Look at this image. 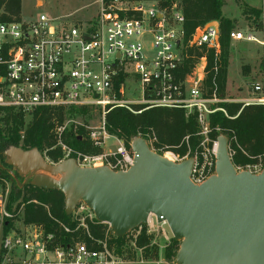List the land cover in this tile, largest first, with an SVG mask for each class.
<instances>
[{"label":"built area","instance_id":"1","mask_svg":"<svg viewBox=\"0 0 264 264\" xmlns=\"http://www.w3.org/2000/svg\"><path fill=\"white\" fill-rule=\"evenodd\" d=\"M184 23L179 0H96L94 14L83 22L56 20L43 13L26 22H0V108L18 111L23 117H32L39 109L98 108L103 139L94 132L90 135L97 148L113 138L104 122L113 108L133 112L131 106L138 104L145 109L184 110L186 116H194L197 126L194 154L158 153L148 146L163 157L168 155L165 158L173 163L192 158L189 180L199 186L216 175L217 142L210 138L209 117L227 101L218 95L214 83L211 94L203 90L205 56L198 60L200 71L196 65L184 77L179 75L186 47L213 49L215 61L220 54L219 28L199 26L185 44ZM229 37L262 49L257 78L243 106L264 108V34L257 37L233 30ZM131 92H137L139 99L125 100ZM63 129L60 126L54 132L58 146L63 145ZM183 141L189 145L188 136ZM133 157L120 142L114 153L75 161L80 167L126 172ZM5 170L11 180L0 177V264H171V259L162 257L170 246L171 232L154 215L123 237L116 236L83 202L77 203L67 223L53 217L46 206L48 226L27 222L25 203L17 207L18 203L10 202L15 173L12 167ZM235 170L259 175L263 167ZM143 236L146 242L141 244Z\"/></svg>","mask_w":264,"mask_h":264},{"label":"water","instance_id":"2","mask_svg":"<svg viewBox=\"0 0 264 264\" xmlns=\"http://www.w3.org/2000/svg\"><path fill=\"white\" fill-rule=\"evenodd\" d=\"M216 142V175L199 186L189 180L192 158L173 163L139 137L130 143L134 157L126 172L80 167L75 159L45 162L37 149L10 147L5 155L14 173L25 176L20 188L29 183L60 192L67 216L83 202L118 237L149 215L165 222L180 243L176 264H264V168L259 175L237 173L228 139Z\"/></svg>","mask_w":264,"mask_h":264},{"label":"trees","instance_id":"3","mask_svg":"<svg viewBox=\"0 0 264 264\" xmlns=\"http://www.w3.org/2000/svg\"><path fill=\"white\" fill-rule=\"evenodd\" d=\"M185 18L184 43L186 44L194 32L210 22L219 24L220 54L215 61L214 50L203 47L201 49L188 48L184 51V60L179 69V75L189 74L197 61L205 56V78L203 85L208 94L213 90V83L217 87L218 95L223 99L225 89L228 56L230 52L229 34L234 30L230 21L223 17L222 7L224 0H179ZM241 13L246 18L259 17L264 12L262 8L255 9L239 2ZM0 22H15L20 20L21 0H0ZM216 64L217 72L213 65ZM220 111L210 115L209 123L212 131L218 128L221 134L233 132L237 138L239 148L249 153H258L264 148V108L260 106H243L241 103L222 102L217 105ZM89 107H71L55 111L39 109L25 125L23 115L12 109L0 108V177L10 179L5 169L11 168L6 164L5 152L10 147H19L23 150L37 149L51 163L57 164L63 159L62 150L56 146L55 129L62 126L66 114H86ZM131 110L116 107L106 113L104 117L105 131L108 135L122 141L129 149V144L135 138L149 133L155 138V145L175 148L181 155L187 149L183 139L188 136L189 146L194 149L198 145L197 126L194 116H186L181 109L152 108L145 109L144 105H132ZM216 139L219 134L212 132ZM81 138V139H78ZM64 145L84 155H100L101 148L94 147L89 139L88 132L82 128L69 129L61 136ZM240 149L232 158L233 164L244 163L247 159ZM19 181H23L20 178ZM25 203L24 218L27 222L49 225L50 220L43 206L49 209L56 219L68 222L69 216L64 211V196L56 190H44L29 183L22 188L19 182L12 180L10 202ZM33 201H36L34 203ZM176 241V240H175ZM141 244L146 242L143 236ZM165 257L171 259V246Z\"/></svg>","mask_w":264,"mask_h":264},{"label":"rangeland","instance_id":"4","mask_svg":"<svg viewBox=\"0 0 264 264\" xmlns=\"http://www.w3.org/2000/svg\"><path fill=\"white\" fill-rule=\"evenodd\" d=\"M224 1L226 7L224 8L222 15L224 18L230 21V24L235 31H240L244 33L253 32L255 33V35H257V37H260L261 35L264 34V13H262L259 17H253L249 20L247 18H243L242 16H240L239 2L241 0H224ZM95 8H96V0H21L20 19L26 22L38 16L40 13H43L56 20L62 19V20H68V22H72V21L83 22L91 18V16L95 12ZM229 54L230 56H228V67L226 72V82H225V89L223 92L224 94L223 100H226L227 103L243 104L244 103L243 101L250 96L251 85L257 78V73H258L257 71L260 68V63H261L262 50L259 46L255 44H247L244 42L234 43L233 41H230ZM199 62L200 61H197L195 66L197 65L196 69L200 71V67L198 65ZM214 66L215 64L213 65V67ZM203 77L205 78V74ZM203 87H204L203 88L204 92L208 94V89L205 86ZM124 99L125 100L139 99V95L137 92H131L129 94H126ZM133 105H138V104H133ZM89 108L90 109L86 114H78V113L66 114L64 118V122L62 124L64 128L62 134L71 128H73L74 130L77 128H82L85 132H88L89 139L92 132L96 133L95 136L96 138H102V135L101 136L99 135L100 133H102V127H104L101 110L95 107H89ZM68 110L69 109H66V111ZM24 121H25V125H27L31 121V116L25 115ZM212 132L217 133L219 134V136H223L228 139L229 153L232 161V158L236 153V149L241 150V148H239L240 146L238 144L235 134L233 132H230V135H228L227 133L221 134V131L218 128L214 129V131H212L211 129V133ZM140 138L144 139L147 142V144L151 147V149L158 153L172 151L174 153L180 154V152H176L175 148L155 145L156 141L154 140L153 136L149 133L144 134ZM210 138L212 140L217 139V138L214 139L211 136V134H210ZM120 142L123 146H125L122 141L118 140L115 137L113 138L108 137L105 139V141L103 140V144L101 147L103 151V155L108 153H114L115 148L120 145ZM60 145L58 146L56 144L57 147H61L63 154L62 160L64 159L81 160L82 156H94V155H84L78 152L76 149H72L64 144L61 146ZM196 148L192 149L189 145L188 146L186 145L187 151L185 154H189L190 156H192L196 151ZM129 149H130V144H129ZM241 153L247 160L244 163H240L237 165L233 164L235 168L243 169L246 166H251V167L257 166L258 168L262 166L264 168V148L255 154L249 153L244 149L241 150ZM41 157L43 161L50 162L48 159H46L43 156V154H41ZM42 175L49 177V175L47 174L42 173ZM20 178L24 180L25 177L19 176L16 173L15 180L19 182V187L23 183V181H19ZM18 202H20V200L13 202L11 204H17ZM179 244H180L179 242L173 239L171 234V243H170L171 264H176L175 255L179 249ZM168 248H166L162 252V257H164L166 261L167 258L165 257V255Z\"/></svg>","mask_w":264,"mask_h":264},{"label":"crops","instance_id":"5","mask_svg":"<svg viewBox=\"0 0 264 264\" xmlns=\"http://www.w3.org/2000/svg\"><path fill=\"white\" fill-rule=\"evenodd\" d=\"M242 3L248 5L249 7L255 8V9H260L262 8V5L264 3V0H241ZM226 7L225 5V1H224V5L222 7V12L224 11V8ZM240 12V16H242L243 18H246L242 15L241 10L239 9ZM249 19V18H247ZM250 20V19H249ZM239 27V26H238ZM234 43H240L241 41H233ZM258 46V45H257ZM260 47V46H259ZM261 48V47H260ZM262 50V49H261ZM230 56V54H229Z\"/></svg>","mask_w":264,"mask_h":264},{"label":"bare ground","instance_id":"6","mask_svg":"<svg viewBox=\"0 0 264 264\" xmlns=\"http://www.w3.org/2000/svg\"><path fill=\"white\" fill-rule=\"evenodd\" d=\"M165 157L168 158V155L165 154ZM169 159V158H168Z\"/></svg>","mask_w":264,"mask_h":264},{"label":"flooded vegetation","instance_id":"7","mask_svg":"<svg viewBox=\"0 0 264 264\" xmlns=\"http://www.w3.org/2000/svg\"><path fill=\"white\" fill-rule=\"evenodd\" d=\"M12 170H13V168H12ZM14 171V170H13ZM25 177V176H24Z\"/></svg>","mask_w":264,"mask_h":264}]
</instances>
